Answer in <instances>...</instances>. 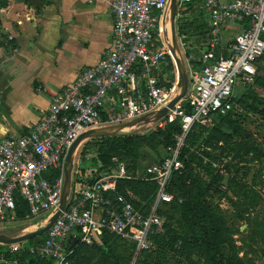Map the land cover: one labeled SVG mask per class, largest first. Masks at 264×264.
<instances>
[{"label": "built area", "instance_id": "built-area-1", "mask_svg": "<svg viewBox=\"0 0 264 264\" xmlns=\"http://www.w3.org/2000/svg\"><path fill=\"white\" fill-rule=\"evenodd\" d=\"M169 3L110 0L111 44L103 55L53 92L46 113L26 131L0 139V220L15 215L19 194L26 201L27 216L46 212L47 221L60 202L66 153L82 131L153 115L174 96L175 81L167 78L174 70L168 67L171 42L163 30ZM204 5L209 29L197 57L201 63L188 65L184 97L154 121L163 127L179 117L180 130L170 151L131 170L124 161L109 169L101 162L85 166L75 150L66 204L42 241L29 246L31 251L52 258L53 264H78L69 257V242L74 237L86 243L99 240L103 229L132 240L136 253L155 247L154 236L165 229L166 214L161 209L183 199L169 187L172 175L183 167L179 153L187 133L194 125H214L218 115L241 112L236 88L254 80L264 55V0H204ZM227 21L238 22L241 28L224 38ZM184 52L188 61L194 58ZM183 99L190 111L185 110ZM55 170L58 174L49 178ZM120 178L154 181L152 199H140L127 187L119 191ZM10 245V252L19 250L16 243ZM0 264H19V259L0 253Z\"/></svg>", "mask_w": 264, "mask_h": 264}, {"label": "rangeland", "instance_id": "rangeland-1", "mask_svg": "<svg viewBox=\"0 0 264 264\" xmlns=\"http://www.w3.org/2000/svg\"><path fill=\"white\" fill-rule=\"evenodd\" d=\"M208 21L204 0H183L177 5L175 33L180 58L186 69L188 65L198 66V63L188 61L184 49L197 59L205 46ZM178 36L185 41L184 46L180 45ZM171 63L170 68L174 70L167 78L172 76L171 80L175 81L178 91L181 78L173 60ZM257 65L254 80L236 88L240 95L239 102L243 105L240 117L224 119L211 126H195L185 138V154L189 160L186 169L190 178L188 193L203 190L201 195L207 201L205 212L209 216L208 220L205 219V214L198 210L192 218L198 220L200 227L204 225L202 229L209 239H203L201 244L195 243V237L187 228L185 209H174L169 219L175 233L170 234L167 241H171L174 235L178 236L175 238L179 239L177 243L182 241L183 251L167 249L164 259L148 252L138 254L131 241L112 235L110 243L114 252L128 264H264L261 250V246H264V113L261 110L264 103V57L259 59ZM144 123L142 127L126 129L149 133L156 128L154 121ZM103 141L104 137L95 134L79 143L75 152L83 165L101 162L97 153ZM171 145L154 144L147 140L144 149L149 158H159L170 151ZM251 147L257 148L259 156L253 155ZM113 160L114 163L124 161L130 167L141 161L138 157L122 153H118ZM44 215L46 212L24 217L8 214L0 220V231L10 230L11 234L16 235L38 228L46 222ZM40 235H44V232ZM13 243L22 250L30 241L25 238ZM10 247V243H0V253L8 258L15 257L6 255L5 251H10ZM83 256L87 264L109 263V260L101 263L96 254L91 255L89 251L83 252Z\"/></svg>", "mask_w": 264, "mask_h": 264}, {"label": "crops", "instance_id": "crops-1", "mask_svg": "<svg viewBox=\"0 0 264 264\" xmlns=\"http://www.w3.org/2000/svg\"><path fill=\"white\" fill-rule=\"evenodd\" d=\"M112 22L110 0L0 3V139L26 131L46 113L53 92L103 55ZM240 28L225 22L223 37Z\"/></svg>", "mask_w": 264, "mask_h": 264}, {"label": "trees", "instance_id": "trees-1", "mask_svg": "<svg viewBox=\"0 0 264 264\" xmlns=\"http://www.w3.org/2000/svg\"><path fill=\"white\" fill-rule=\"evenodd\" d=\"M5 2L6 0H0L1 4ZM208 29H209V21L205 29V40L207 39V36H208ZM187 53L189 52L186 50V54ZM262 57H264V55H262L260 58ZM190 61L192 63L197 62L198 65L201 63L200 60L194 59V58H190ZM169 63L172 65L171 59ZM168 67L170 68V65ZM171 77H169V80H171ZM244 93L245 92H243V94ZM239 96L240 95H238V101H240ZM242 97H245V96L243 95ZM182 104L185 107L186 111H190V106L184 99L182 100ZM245 106H246V103H245ZM261 110L264 113V103H262ZM240 114L241 113L232 115L228 113V114L218 115L216 117L215 123L222 122L224 119L239 118ZM195 126L200 127V125H194L192 129ZM179 130H180V121H179V117H177L173 121L167 122L163 127L156 126V128L154 130H151L149 133H141L139 132V130H131V131H123L120 133L101 134V136L104 137V141L99 146L97 157L100 159L102 163V167L106 169H109L110 167L114 166L115 163H114L113 158L117 156L118 153L133 155L134 157L140 158L141 161L134 167H130L126 163L128 169L132 170L136 167H141L142 162L146 160L158 159V158L148 157V153L144 149L145 141L149 140V141H152L154 144L163 143L164 145L167 146L169 144L174 143L175 141L174 135ZM251 149H252L253 155L255 154L259 156L260 152L257 151L256 147H251ZM185 152H186V142L183 144L180 150V153H179V157L182 160L183 167H181L180 170H178L176 173L172 175L171 183L169 187L171 190L178 191L183 196V199L181 201H174L172 203H168L163 206L161 210L162 212L166 214V222H165L164 231L154 236V240L156 243L155 247L151 249H141L138 252V254L142 252L143 253L148 252V253L154 254L155 257L164 259L163 257L166 255L167 249H174V251H178V250L183 251L184 248L182 245V241L177 243L179 239L177 240L175 238L178 236L174 235L171 241H167V239L169 238V235L172 233H175V231L171 229L172 227H171L169 215L172 210L178 209V208H180L181 211L183 209H185L186 211V216L188 218L187 228L192 233V235L195 237V243L201 244L203 242V239H209L206 237L207 236L206 232L202 229L204 225H201L200 227L198 225V220H195L192 218V215L194 214V212L198 210L201 211L202 214H205V217H204L205 219L208 220L209 216L205 212L207 201L204 199V196L201 195L203 193V190L201 189L200 192H197L196 190H194L188 193V185H189L188 181L190 178L187 175L186 167L189 164V160ZM57 174H58V170H55L54 173L52 174L50 173L47 176L49 178H53V176ZM126 187L133 189L138 194L140 199L150 201L156 190V183L152 180H145V179H140V178H120L118 180V190L123 191L124 188ZM135 202L137 204L139 201H135ZM15 215L17 217L27 216L26 201L19 194L15 196ZM45 234L46 233L44 232V235L39 234V235H33L29 237L28 240L30 241V243L27 244L26 248H23L22 250L19 249L17 251H12V252L5 251L6 255L17 256L19 259V264H52L53 263L52 258L43 257L37 251H31L29 249L30 245L40 243L43 237L45 236ZM112 235L118 238H121L120 236L112 232H109L106 229H103L100 234V239L94 240L91 243H86L84 241H81L80 239H78L73 244H71L72 241H70L68 244V247L71 249V252L69 254L70 259L74 260L78 264H87L88 261L84 258L83 252L89 251L91 255L96 254V256L98 257V260H100L101 263H104L109 260L108 264H128L127 261L121 255H118L117 253L114 252V248L110 243V237ZM121 239H124V238H121ZM125 240H128V239H125ZM129 241H131L134 244L132 240H129ZM255 242H258V240L256 239ZM258 244L260 245L259 242ZM180 245L182 248H180ZM261 250L264 253V246H261ZM22 253L24 254L22 255ZM80 255H81V258H80ZM80 259H81V262H80ZM215 264H221V263L216 262Z\"/></svg>", "mask_w": 264, "mask_h": 264}, {"label": "water", "instance_id": "water-1", "mask_svg": "<svg viewBox=\"0 0 264 264\" xmlns=\"http://www.w3.org/2000/svg\"><path fill=\"white\" fill-rule=\"evenodd\" d=\"M178 0H170L167 13H166V19H165V27L166 29H170L171 33V45H170V52L172 56L173 63L175 64L176 70L178 71L180 78H181V87L180 89L174 94L173 97L169 99V101L160 107L159 109L155 110L153 115H142L136 119H133L131 121L121 122L118 124H112V125H102L97 127L88 128L84 131H82L72 142L70 145L66 156L64 160V166H63V172H64V180H63V186L61 191V197L58 207L55 209V211L50 215V217L47 219L44 225L25 231L20 234L13 235L11 234L10 230L0 231V243H11L20 241L25 238H29L33 235H37L40 233H43L46 231V229L50 226L52 221L57 217L60 210L64 208L67 200V196L70 190V184H71V166L73 161V153L79 143L87 137L94 136L95 134H112V133H120L123 131H131L132 129H135L137 127H142V124H145L144 122L148 121H155L161 116H163L168 108L173 107V105L181 100L186 92L187 85H188V72L185 67L184 62L180 58V49L176 38L175 33V25H174V18L176 13ZM134 122H138L137 125H131L134 124ZM127 127H131L132 129H126ZM76 241V238L74 237L72 239L71 244H73Z\"/></svg>", "mask_w": 264, "mask_h": 264}, {"label": "bare ground", "instance_id": "bare-ground-1", "mask_svg": "<svg viewBox=\"0 0 264 264\" xmlns=\"http://www.w3.org/2000/svg\"><path fill=\"white\" fill-rule=\"evenodd\" d=\"M163 30H164V35L165 37L168 39V42L170 43L171 41V33H170V29H166L165 27V22L163 23ZM175 90L177 91V88L175 87Z\"/></svg>", "mask_w": 264, "mask_h": 264}]
</instances>
